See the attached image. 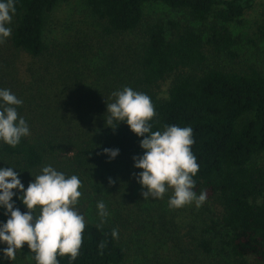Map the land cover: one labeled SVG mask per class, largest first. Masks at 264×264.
I'll return each instance as SVG.
<instances>
[{
    "label": "trees",
    "instance_id": "16d2710c",
    "mask_svg": "<svg viewBox=\"0 0 264 264\" xmlns=\"http://www.w3.org/2000/svg\"><path fill=\"white\" fill-rule=\"evenodd\" d=\"M60 1L14 0L8 40L15 51L30 58L47 53L49 14ZM258 1L83 0L110 37L136 31L143 9L150 3L184 12L207 26L202 33L180 22H153L146 26L142 41L111 52L104 65L98 61L99 50L85 53V58L93 60L90 67L84 61L63 63L62 57L51 53L49 61L56 59L63 67L55 85L44 74L35 77L37 71L30 74V81H24L10 59L5 61V68L1 63L0 89L23 101L16 110L30 135L21 138L16 147L0 142V169L14 168L23 182L44 166L57 170H61L56 166L60 164L92 168L94 159L134 165L133 158L144 154L140 147L144 137L136 136L126 122L114 121L115 129L105 124L107 104L116 99L112 94L131 87L151 98L155 108L150 121L153 132H163L166 125L192 129L191 150L199 165L193 191L197 196L206 193L201 206L208 215L207 223L179 226V255L168 256L162 264H197L200 255H213L218 264H264V165L257 163L264 154V75L253 68L235 71L207 67L205 52L207 45L215 54L234 59L236 41L226 25ZM75 64L80 66L75 68ZM167 79L168 89L160 96L159 86ZM58 87L62 89L55 94ZM105 149H118L119 154L111 158ZM53 159L74 162L55 163ZM13 192L14 210L27 212L21 196ZM5 213L0 207V225L9 218ZM144 215L135 214L131 219L137 239L134 246L142 255L154 240L159 247L160 242L163 245L174 240L175 233L167 227L174 228L173 222L156 219L152 213ZM98 225L86 224L80 254L71 264L124 263L127 252L118 238L112 237L114 228ZM102 242L106 246L100 249ZM6 248L0 243V259L8 260L3 255ZM24 248L31 263L36 264L34 253L26 244ZM58 260L59 264H70L68 257Z\"/></svg>",
    "mask_w": 264,
    "mask_h": 264
},
{
    "label": "rangeland",
    "instance_id": "374dc122",
    "mask_svg": "<svg viewBox=\"0 0 264 264\" xmlns=\"http://www.w3.org/2000/svg\"><path fill=\"white\" fill-rule=\"evenodd\" d=\"M169 21L180 22L202 33L207 26L193 21L184 12L171 10L159 3H150L144 7L143 19L136 31L110 37L103 32V23L90 15L83 0H62L49 14L46 43H50V48L47 53L39 58H30L15 51L7 38L3 44H0V66L2 63V67L5 68V61L9 62L10 59L12 63L16 64L19 75L24 81H30V74L37 71L35 77L44 74L55 85L61 74L60 69L63 67L58 65L56 59L49 61L53 58L49 54L55 53L62 57L63 63L72 60L84 61L85 65L90 67L93 60L85 58V53L87 54L90 50H99L97 58L99 63L104 65L107 56L111 52L116 51L119 47L124 49V46L128 44L135 45L142 41L144 30L148 24L153 22L167 23ZM7 26L9 27V25ZM226 26L236 41L234 47L236 57L231 60L223 55H217L210 46L206 45L207 67H221L235 71L253 68L264 75V0L256 2L240 18L228 23ZM206 36V33H204V40H206ZM79 66L80 64H75V68ZM45 68H47V71ZM8 82H12V79H9ZM168 86V79L160 84V96H165ZM61 89L62 87L56 88L54 93L56 94ZM53 160L55 163L68 162L71 164L74 162L73 159ZM94 163L95 166H92V168H71L68 164H60L56 166L61 170L56 168L55 170L62 172L65 176L77 175L79 177L82 183L79 190L82 195L76 205V210L84 217L85 224L101 223L97 204L100 201L105 203L109 215L103 225H109L118 231L119 243L124 246L127 252L123 264H153L155 261H158L157 264H162V261L169 260L168 256L179 255V240L176 241V237H179V226L190 227V225H195L196 222L207 221L208 215L204 208L200 206L197 209L194 202L179 209H170L168 201L173 194L172 189H169L162 199L150 197L145 200L142 196L144 189H142L137 179L140 170L135 168L132 163L124 161L103 163V161L100 162L97 159H94ZM257 163L264 165V154L257 159ZM41 170L35 175L23 179L21 183L24 185L25 190L29 183L41 174ZM110 180L112 181L111 184L109 183ZM14 191L22 197L23 193L18 189H14ZM144 213H152L156 219L163 218L165 221L173 222L174 228L167 227L175 233L172 235L174 240L163 245L160 242L159 247L156 246L154 240V244L145 252L147 254L142 255L138 252L139 248L136 249L134 246V241L137 239L134 237L135 226L131 219L135 218V214L140 215L142 218L145 216ZM35 214L38 215L39 210ZM158 236L162 238L161 233H158ZM151 254H155V257H152ZM142 256L151 258V261H144ZM0 264L32 263L23 246L16 253L14 260L1 258ZM197 264H218V260L217 258L215 260L213 255H200Z\"/></svg>",
    "mask_w": 264,
    "mask_h": 264
},
{
    "label": "clouds",
    "instance_id": "9594fccd",
    "mask_svg": "<svg viewBox=\"0 0 264 264\" xmlns=\"http://www.w3.org/2000/svg\"><path fill=\"white\" fill-rule=\"evenodd\" d=\"M14 14V0H0V44L11 36L12 29L7 25L11 24ZM112 95L116 99L107 104L105 124L115 129L112 127L114 121L126 122L136 136L144 137L140 143L143 156L133 158L134 167L142 170L137 179L144 189L143 198L162 199L172 189L168 201L170 209L193 202L198 209L205 202L206 193L197 196L193 191V177L199 165L191 150L194 144L192 129L166 125L163 132H153L150 121L155 116V108L148 95L131 87H124ZM0 101V142L16 147L21 138L30 135L26 121L18 117L16 110L23 101L7 89H0ZM104 153L115 158L119 150L105 149ZM13 169H0V207L9 215L6 223L0 225V243L7 245L3 255L14 260L26 244L34 253L36 264H59L58 257H68L71 264L80 254L86 227L84 217L76 210L82 195L79 177L65 176L51 166H44L25 190ZM14 189L23 193L20 199L27 212L14 210ZM97 209L101 218L99 228L109 213L103 201L98 202ZM37 210L38 215L35 214ZM112 237L118 238L117 230L112 231ZM105 246L103 242L99 245L100 249Z\"/></svg>",
    "mask_w": 264,
    "mask_h": 264
}]
</instances>
